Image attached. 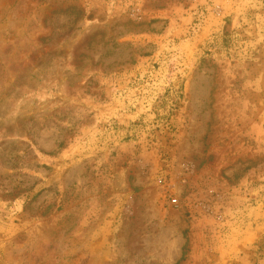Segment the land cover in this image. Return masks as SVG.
Returning <instances> with one entry per match:
<instances>
[{
  "label": "rangeland",
  "instance_id": "1",
  "mask_svg": "<svg viewBox=\"0 0 264 264\" xmlns=\"http://www.w3.org/2000/svg\"><path fill=\"white\" fill-rule=\"evenodd\" d=\"M0 264H264V0H0Z\"/></svg>",
  "mask_w": 264,
  "mask_h": 264
}]
</instances>
